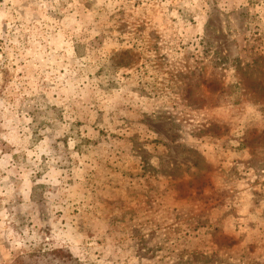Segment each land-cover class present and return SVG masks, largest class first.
Masks as SVG:
<instances>
[{"label": "rangeland", "instance_id": "rangeland-1", "mask_svg": "<svg viewBox=\"0 0 264 264\" xmlns=\"http://www.w3.org/2000/svg\"><path fill=\"white\" fill-rule=\"evenodd\" d=\"M0 264H264V0H0Z\"/></svg>", "mask_w": 264, "mask_h": 264}]
</instances>
